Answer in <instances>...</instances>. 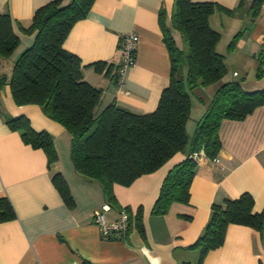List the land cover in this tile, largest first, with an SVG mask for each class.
I'll return each instance as SVG.
<instances>
[{
    "label": "crops",
    "instance_id": "1",
    "mask_svg": "<svg viewBox=\"0 0 264 264\" xmlns=\"http://www.w3.org/2000/svg\"><path fill=\"white\" fill-rule=\"evenodd\" d=\"M49 0H0V13H8L19 43L9 57L0 58V198L10 201L14 215L0 219V264H195L191 248L208 221L213 203L249 193L253 210L264 209V104L242 119H223L218 134L221 148L214 159L195 156L196 166L189 185L187 203L173 202L162 214L152 213L163 178L184 157L177 153L156 170L137 177L130 185H113L116 204L106 200L101 185L79 175L70 159L71 135L60 123L44 114L37 104L14 102L8 84L13 62L34 38L27 33L35 9ZM69 1V0H64ZM211 1L235 9L229 14L216 9L209 24L220 33L216 50L225 56L230 73L246 79L264 60V3L254 14L253 0ZM174 0H94L84 18L77 20L64 38L63 47L82 64V76L102 91V104L115 102L138 113L157 106L168 85L170 60L159 25V11L169 22ZM134 32L138 39L134 64L125 68L123 82L113 74L121 61L122 33ZM241 31L235 46L228 44ZM178 44L180 34L172 31ZM103 61L99 72L91 63ZM231 67V70L229 69ZM109 68L108 72L105 71ZM190 91L191 108L186 122L189 135L205 110L212 92L199 86ZM252 91V90H247ZM26 116L35 130L52 136L57 160L47 165L40 148L25 143L17 130L9 128L5 116ZM56 172L63 176L73 198L68 206L52 182ZM108 209H103L104 205ZM132 214L142 209L143 233L133 220L124 236L105 238L94 221L102 211L105 222L116 219L120 210ZM189 215V216H182ZM205 264H264V229L230 223L223 243L207 252Z\"/></svg>",
    "mask_w": 264,
    "mask_h": 264
},
{
    "label": "trees",
    "instance_id": "2",
    "mask_svg": "<svg viewBox=\"0 0 264 264\" xmlns=\"http://www.w3.org/2000/svg\"><path fill=\"white\" fill-rule=\"evenodd\" d=\"M93 2L49 0L35 9L30 25L24 29L34 33L33 41L13 62L8 80L12 98L18 105H39L46 116L66 128L71 135L70 159L74 170L86 179L98 182L110 204L117 203L114 184L128 186L137 177L156 170L177 153H183L184 157L167 171L153 203L151 212L162 214L173 202H188L195 156L199 153L210 159L217 156L221 148L218 134L221 120L242 119L264 104V89L247 91L238 80L227 78L225 56L216 50L220 33L210 26L209 16L216 9L229 14L235 9L211 1L174 0L169 22H166L164 10L158 13L169 54L170 77L156 108L138 113L115 102L103 105L101 89L83 78L80 59L62 45L72 25L87 15ZM262 3L264 0L252 1L254 14ZM173 30L180 34L181 44L174 39ZM240 34L238 31L233 36L229 49L235 46ZM18 43L19 37L9 14L0 13V58L9 57ZM261 63L264 60L259 59L258 76L264 73ZM91 65L99 72L105 67L103 61ZM113 75L117 77L118 71ZM217 82L221 83L207 103L200 98L205 110L189 135L186 122L191 108L190 91ZM2 83L4 75L0 76ZM5 121L10 129L20 132L25 143L44 151L48 166L57 160L48 131L35 130L24 115H6ZM51 179L65 203L73 205L61 173H54ZM253 205V198L247 192L212 204L204 229L189 245L198 251L195 264H205L203 259L207 252L223 243L228 224L264 229V209L256 212ZM124 209L130 225L133 220L142 234L141 207L135 214L128 206ZM13 215L8 198H0V219Z\"/></svg>",
    "mask_w": 264,
    "mask_h": 264
},
{
    "label": "built area",
    "instance_id": "3",
    "mask_svg": "<svg viewBox=\"0 0 264 264\" xmlns=\"http://www.w3.org/2000/svg\"><path fill=\"white\" fill-rule=\"evenodd\" d=\"M137 39V34L132 31L122 33L120 36L119 48L121 61L117 67V82L119 84L123 82V72L125 68L134 64ZM233 74L237 76V72H233ZM108 208L109 206L107 204L103 206L104 210ZM94 221L101 235L105 238L124 236L130 225V218L125 209H121L119 216L110 222H105L103 212L96 210L94 212Z\"/></svg>",
    "mask_w": 264,
    "mask_h": 264
},
{
    "label": "rangeland",
    "instance_id": "4",
    "mask_svg": "<svg viewBox=\"0 0 264 264\" xmlns=\"http://www.w3.org/2000/svg\"><path fill=\"white\" fill-rule=\"evenodd\" d=\"M12 66V65H11ZM258 65L256 66L255 70H252L251 73H249L248 77L246 79H243L242 77H234V80H238L241 87L244 90H258V89H264V73H262L261 75H257V71H258ZM229 69L231 70V67H229ZM261 69L264 70V63H261ZM230 72V71H229ZM227 73V78L229 77L230 73ZM233 80V79H232ZM221 82H217L215 84L206 86V88L212 92L215 91V89L217 88V86L220 84ZM194 92H198V88L195 87L193 88ZM206 102V101H205ZM207 103V102H206Z\"/></svg>",
    "mask_w": 264,
    "mask_h": 264
}]
</instances>
